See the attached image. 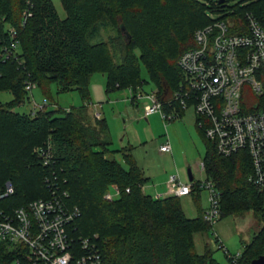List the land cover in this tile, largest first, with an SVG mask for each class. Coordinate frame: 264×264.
Segmentation results:
<instances>
[{
  "label": "trees",
  "instance_id": "16d2710c",
  "mask_svg": "<svg viewBox=\"0 0 264 264\" xmlns=\"http://www.w3.org/2000/svg\"><path fill=\"white\" fill-rule=\"evenodd\" d=\"M60 2L64 18L52 0H0V93L12 95L10 102H0V190L6 182L14 188L0 207L12 211L58 195L75 212L68 228L71 238L89 239L101 264H217L207 245L202 254L196 250L194 236L210 228L203 213L188 218L178 197L145 194L146 178L131 153H122L125 165L109 158L106 120L87 109L95 73L106 78L107 92L136 91L150 83L165 110L175 106L172 97L183 81L177 61L195 47L194 32L212 22L205 6L199 0ZM210 2L216 12L234 15L236 33L246 32L245 13L264 27V0L230 10L226 0ZM10 29L17 49L5 59L1 55L13 41ZM107 29L113 33L101 39ZM27 83L36 84L46 97L53 83L58 92L78 91L83 106L63 111L45 105L33 113L15 112L29 100ZM175 107L180 117L184 111ZM41 148L47 151L44 157L37 153ZM202 161L206 178L220 193L221 217L262 213L264 195L248 182L251 166L245 153L222 157L208 141ZM111 186L119 193L107 200ZM200 192L195 185L191 195L196 201ZM259 257H264V223L244 245L238 264Z\"/></svg>",
  "mask_w": 264,
  "mask_h": 264
},
{
  "label": "built area",
  "instance_id": "2783aa9c",
  "mask_svg": "<svg viewBox=\"0 0 264 264\" xmlns=\"http://www.w3.org/2000/svg\"><path fill=\"white\" fill-rule=\"evenodd\" d=\"M243 23L245 33L234 32L233 21L226 24L220 19L194 32L195 47L183 52L177 61L183 81L172 101L182 111L193 110L197 127L218 155L248 156L251 166L248 182L264 195V27L251 13L244 14ZM10 34L13 41L1 55L5 59L17 49L13 29ZM35 86L27 83L25 90L31 94ZM129 90L131 102L146 99L151 103L143 108L145 118L155 113L160 114L164 123L178 118V108L169 105L165 110L155 91L143 95L139 90ZM45 105V101L42 106L34 105L32 113ZM93 114L100 117L97 111ZM158 151L169 153V143L161 145ZM37 153L47 155L44 148ZM199 168L205 175L203 161ZM195 185L208 193L209 206L203 219L213 227L221 217L220 193L206 176L204 181L189 183L171 176L168 195L178 198L191 195ZM113 187L117 195L119 190ZM13 193V186L6 182L0 190V202ZM114 195L108 192L105 198L111 200ZM74 216L75 212L69 211L55 194L12 211L0 207V264H101L100 254L89 239L71 238L68 228ZM216 241L228 264H238L241 253L231 255Z\"/></svg>",
  "mask_w": 264,
  "mask_h": 264
},
{
  "label": "rangeland",
  "instance_id": "374dc122",
  "mask_svg": "<svg viewBox=\"0 0 264 264\" xmlns=\"http://www.w3.org/2000/svg\"><path fill=\"white\" fill-rule=\"evenodd\" d=\"M212 0H199L205 6V15L210 20L220 18L229 24L234 15H224L213 10ZM228 8L236 5H245L250 0H226ZM60 18L65 17V11L60 0H52ZM230 7V8H229ZM225 11V10H224ZM236 16V15H235ZM112 30H102L101 39H106ZM143 79H147L144 68H141ZM90 105L88 111H97L105 118L111 140L108 157L124 164L122 153L130 152L136 166L142 171L146 181L142 188L145 194L156 197L168 194L167 183L171 176H178L182 183H189L188 169L194 181H204L205 175L200 172L199 164L204 158L208 141L197 128L196 116L191 108L169 122L164 123L160 114L155 113L149 117L143 116V108L151 103L146 99L130 101V90L114 89L106 91V78L101 73L92 75L89 83ZM152 84H145L139 92L143 95L154 91ZM29 100L14 109L18 113H30L34 105L42 106L44 101L47 108L70 110L83 106L78 91L58 92L56 84H51L48 97L44 96L36 85ZM12 100L8 92L0 93V102L7 103ZM169 143L171 151L161 154L158 148ZM109 192L114 195V187ZM208 193L201 191L196 201L194 195L179 198L180 206L188 218H195L203 213L209 206ZM264 223V200L262 213L247 211L237 215L220 217L206 233L194 236L196 250L199 254L204 252L205 245L213 252V260L217 264H228L221 249H218V239L231 255L242 253L244 245L260 230Z\"/></svg>",
  "mask_w": 264,
  "mask_h": 264
},
{
  "label": "water",
  "instance_id": "95a60500",
  "mask_svg": "<svg viewBox=\"0 0 264 264\" xmlns=\"http://www.w3.org/2000/svg\"><path fill=\"white\" fill-rule=\"evenodd\" d=\"M222 1L223 0H220V2H222ZM188 181L189 182H192L193 181V176L191 174L190 169H188ZM251 264H264V257H259V258L255 259V260H253L251 262Z\"/></svg>",
  "mask_w": 264,
  "mask_h": 264
},
{
  "label": "crops",
  "instance_id": "0c3cea01",
  "mask_svg": "<svg viewBox=\"0 0 264 264\" xmlns=\"http://www.w3.org/2000/svg\"><path fill=\"white\" fill-rule=\"evenodd\" d=\"M93 112V111H92ZM195 121H196V119H195ZM170 153V152H169ZM161 154H168V153H161ZM193 180H194V177H193ZM142 190H143V188H142ZM143 192H144V190H143ZM145 193V192H144ZM166 195H168V194H166ZM163 196H165V195H163ZM157 197V196H156Z\"/></svg>",
  "mask_w": 264,
  "mask_h": 264
}]
</instances>
